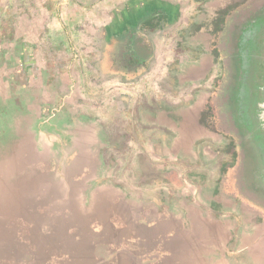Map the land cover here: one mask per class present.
I'll use <instances>...</instances> for the list:
<instances>
[{
	"label": "rangeland",
	"instance_id": "1",
	"mask_svg": "<svg viewBox=\"0 0 264 264\" xmlns=\"http://www.w3.org/2000/svg\"><path fill=\"white\" fill-rule=\"evenodd\" d=\"M72 1L87 9L94 3L99 7L104 0H67ZM245 1L161 0L176 7V23L181 21L186 28L175 24L153 35L159 44L153 69L136 82L126 83L118 76H109L104 82L96 78L100 72L90 74L89 83L96 80L91 95L97 103L94 111L71 101L61 110V99L56 97L41 113L33 109L30 115L8 103L7 86L0 84V264L150 261L152 253L137 252L141 244L136 236L153 220H139L138 214L144 213L138 209L152 217L153 207L158 206L160 215L166 216L174 208L169 201L184 196L209 202L221 199V205L212 203L209 209L233 217L240 229L249 223L257 235L264 233V183H255L264 180V156L247 147L251 164L243 173L251 184L241 185L237 167L243 166L238 156L243 144L221 130L217 116L229 112L213 102L214 77L219 72H189L187 62L185 70L179 61L173 63L178 53L185 52L182 44L176 46L178 40L188 37V43L194 45L192 53L186 52L188 62L202 59L209 67L214 65L210 61L217 54L215 50L211 53L212 30ZM20 2L31 7L32 32H37L43 22L37 5L48 0ZM57 3L49 0L47 4ZM117 14L114 12V18ZM79 15L81 23L91 21L84 10ZM94 15L99 16L98 10ZM20 20L17 14V25L22 24ZM256 61H264V52ZM110 70L107 64L103 71L108 74ZM175 70L178 72H170ZM261 74L257 83L263 87L264 72ZM70 82L64 81V89ZM79 85L80 89L87 85L86 76L79 79ZM216 99L219 103L222 98ZM103 102L108 104L105 109ZM185 107L187 116H177L176 111ZM141 111H154L162 119L176 121L177 126H170L176 132L166 125L142 123ZM77 114H88L86 117L100 124H68ZM56 117L67 123H59ZM183 121L187 123L180 124ZM95 131L97 137L105 134L104 141L89 142ZM251 172L258 178H250ZM249 194L258 197L256 202L248 199ZM176 206L182 211L181 205ZM259 239L256 237V244Z\"/></svg>",
	"mask_w": 264,
	"mask_h": 264
},
{
	"label": "crops",
	"instance_id": "2",
	"mask_svg": "<svg viewBox=\"0 0 264 264\" xmlns=\"http://www.w3.org/2000/svg\"><path fill=\"white\" fill-rule=\"evenodd\" d=\"M20 1L0 0V84L7 86L5 92L9 94L8 103L15 109L26 110L30 115L33 109L41 113L48 107V103L53 104L56 97L61 99L59 107L61 110H64V104L69 105L71 101L78 107L83 106L88 112L94 111L97 103L93 101L91 95L95 93L96 80L90 84L88 79L90 74L94 76L95 72H100L96 78L104 82L109 76H118L126 83L136 82L153 69L155 49L159 45L154 42L153 35L165 32L175 24L186 28V24H182L181 21L179 24L176 23L178 17L176 14L174 16L176 7L161 0H134L133 3H130V0H119L118 5L115 4L118 0H104L99 7L94 3L87 5V9L73 1L68 3L67 0H58L57 5L53 6L47 4L48 0L46 4L37 5L43 14V22L41 28L33 33V22L29 16L31 7L24 2L20 4ZM81 10L87 13L86 18L89 21L91 19L90 22L81 23L83 20L79 15ZM96 10L99 12L98 17L94 15ZM114 12L119 14L118 18H114ZM17 14L18 18L22 17L20 22L23 25H17ZM188 42V37L183 41L178 40L176 46L182 44L185 52L177 54L174 64L175 61H179V65L184 66L185 70L187 62L189 72H209L211 68L216 67L215 65L209 67L202 59L199 62L197 59L194 63L188 62L187 53H192L194 46ZM194 49L207 50V47ZM210 61L213 63L212 57ZM107 64H110L111 68L108 74L103 71ZM82 76L87 77V85L81 86L80 89L79 79ZM66 79L68 83L70 80L71 82L64 89L63 83ZM107 105V102L102 103L104 109ZM185 109L186 107L183 111H176V115L187 116ZM139 114L142 116V123L166 125L176 132V129L170 126H177V122L168 117V120L162 119L159 113L154 111L143 114L141 111ZM86 115L88 114H77L73 121L67 122L77 127L100 124ZM50 117L45 118L48 120ZM56 118L59 123H67L59 119L60 117ZM85 119L87 121H81ZM185 123L187 121L180 124ZM97 135L96 131L92 133L89 142L96 139L104 141L105 134L102 136L99 134V137ZM77 139L80 140L79 135ZM76 145L78 150L79 144ZM103 147L104 144L101 148ZM184 154L180 153V156ZM177 155L179 154L174 153V156ZM207 200L176 197L169 201V205L173 204L174 208L173 210L171 208L166 216L160 215L161 209L158 206L153 207L156 210L152 211L154 215L152 217L148 215V211L138 209L139 213H144V215L141 213L142 217L138 214L139 220L145 218L153 222L142 229L143 233L138 231L136 237L139 238L141 245L137 252L152 253V256L150 261L133 262L264 264V233L257 235V230L249 223L240 229L238 221L233 217H228L223 211L209 209L208 206L212 203L221 205L223 203L221 199H210L211 202ZM176 204L182 206V211ZM256 237L260 238L257 244Z\"/></svg>",
	"mask_w": 264,
	"mask_h": 264
},
{
	"label": "flooded vegetation",
	"instance_id": "3",
	"mask_svg": "<svg viewBox=\"0 0 264 264\" xmlns=\"http://www.w3.org/2000/svg\"><path fill=\"white\" fill-rule=\"evenodd\" d=\"M175 14L176 11L174 16ZM212 33L211 53L213 54L215 50L218 55L216 53L213 55L215 57L213 63L216 67L211 68L209 72L222 73L220 78H218L219 73L214 77H217V82L213 102L215 101L220 108L225 106L229 112L226 113L227 116L218 114L217 121L223 132L237 136L243 144L238 154L239 161L242 162L240 164L243 165L237 167L241 170L238 178L241 185H250L251 181L246 180L243 173L248 168V163L249 166L251 164L249 155L252 153L247 147L252 146L257 153L264 156V136H260L261 133L254 124V115L251 114V110L254 112V107L264 96L262 85L257 83L262 76L261 72H264V61L258 63L256 61L264 52V0H246L244 4L235 7L226 21L220 23L216 31L212 30ZM220 96L222 99L217 103L216 98ZM233 119L237 124L233 122ZM257 157L260 158V156ZM255 177L258 178L251 172L250 178ZM261 182L264 183V180L255 183L259 185ZM255 194H249L248 199L256 202L258 197Z\"/></svg>",
	"mask_w": 264,
	"mask_h": 264
},
{
	"label": "water",
	"instance_id": "4",
	"mask_svg": "<svg viewBox=\"0 0 264 264\" xmlns=\"http://www.w3.org/2000/svg\"><path fill=\"white\" fill-rule=\"evenodd\" d=\"M264 90V85H263ZM254 124L256 127L264 133V96L263 99L254 108Z\"/></svg>",
	"mask_w": 264,
	"mask_h": 264
},
{
	"label": "trees",
	"instance_id": "5",
	"mask_svg": "<svg viewBox=\"0 0 264 264\" xmlns=\"http://www.w3.org/2000/svg\"><path fill=\"white\" fill-rule=\"evenodd\" d=\"M258 129V128H257ZM259 130V129H258ZM260 131V130H259ZM260 133L263 135L264 133L260 131Z\"/></svg>",
	"mask_w": 264,
	"mask_h": 264
}]
</instances>
